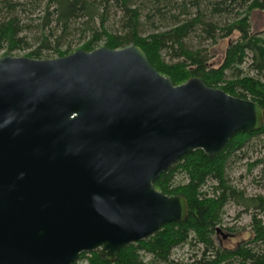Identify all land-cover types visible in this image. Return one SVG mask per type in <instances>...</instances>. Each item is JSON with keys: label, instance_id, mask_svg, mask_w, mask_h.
<instances>
[{"label": "water", "instance_id": "95a60500", "mask_svg": "<svg viewBox=\"0 0 264 264\" xmlns=\"http://www.w3.org/2000/svg\"><path fill=\"white\" fill-rule=\"evenodd\" d=\"M264 122L253 101L157 72L136 45L0 56V264H72L183 222L153 187L183 155H218Z\"/></svg>", "mask_w": 264, "mask_h": 264}, {"label": "trees", "instance_id": "16d2710c", "mask_svg": "<svg viewBox=\"0 0 264 264\" xmlns=\"http://www.w3.org/2000/svg\"><path fill=\"white\" fill-rule=\"evenodd\" d=\"M255 12L264 13V0H0V51L12 56L30 49L22 56L32 59L50 51L64 57L72 52L70 44L61 49L64 40L76 34L81 44L75 50L136 45L174 85L198 77L208 87L255 102L264 113V31L251 26ZM190 37L217 43V62L187 41ZM260 133L264 122L257 131L233 135L218 155L196 149L157 177V191L185 197V221L165 223L146 239L124 245L114 261L92 251L72 264H264V222L256 213H264V198L246 196L225 174L228 161ZM251 165L260 166L258 180L264 183V156ZM229 201L250 215L249 241L232 248L216 240L221 209ZM181 245L196 253L175 261L171 252Z\"/></svg>", "mask_w": 264, "mask_h": 264}, {"label": "rangeland", "instance_id": "374dc122", "mask_svg": "<svg viewBox=\"0 0 264 264\" xmlns=\"http://www.w3.org/2000/svg\"><path fill=\"white\" fill-rule=\"evenodd\" d=\"M251 26L256 31H264V13L255 12L250 18ZM192 45L201 47L208 51L209 61L217 62L216 55L218 54L219 47L217 43H213L209 40L197 39L190 37L189 40ZM219 40H217L218 42ZM63 49L67 44H70V50L72 52L81 44L78 39V35L69 36L64 40ZM36 46V45H35ZM34 45L31 48L35 47ZM101 47V45H100ZM99 48V47H98ZM30 49L16 51L11 53L13 57H20L27 53ZM71 52V53H72ZM3 51H0V56ZM57 58L52 51L43 55L41 59H54ZM243 71L246 72V65L243 66ZM186 82V81H185ZM237 157L232 158L226 164L225 174L228 180V184L235 189L242 191L246 196L260 195L264 198V183L258 180L260 166L256 165L252 167V162L260 157L264 156V133L257 134L249 139L247 144L242 150L236 152ZM182 176L178 175L176 181H181ZM210 181L204 186L205 189H209ZM257 218L264 222V213L256 212ZM250 215L249 212H243L242 208L235 203L229 201L221 209V223L217 228L216 240L221 246L232 248L237 244H241L249 241L250 239V227H249ZM227 228L226 230H224ZM196 248H191L189 245H181L173 248L171 252V258L175 261H186L195 252ZM147 257V256H145Z\"/></svg>", "mask_w": 264, "mask_h": 264}]
</instances>
